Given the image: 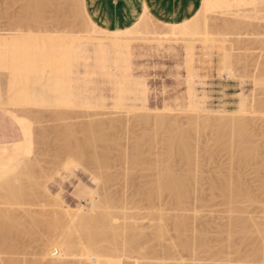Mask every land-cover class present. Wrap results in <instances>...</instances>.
<instances>
[{"label":"rangeland","instance_id":"374dc122","mask_svg":"<svg viewBox=\"0 0 264 264\" xmlns=\"http://www.w3.org/2000/svg\"><path fill=\"white\" fill-rule=\"evenodd\" d=\"M27 1L0 0V33L12 35L22 29L23 32L20 33L23 36L38 35L55 41L64 40L72 48L74 55L71 61L74 79L71 85L77 106H56L52 94L55 78L48 70L36 72L34 78L37 75L38 78L30 85L31 90L33 88L37 91L33 90V93H42L44 102L38 98L32 104L22 105L24 108L12 106L13 110L16 108L18 116L31 123L32 153L28 161L21 164L23 166L25 163L22 171L21 167L18 169L20 175L14 181H6L10 183V188L5 180L0 181L1 188L6 185L5 190L0 191V195H4L0 197V232L2 230L6 233L4 235L1 232L0 235L1 264H6L9 259L40 261L42 251L46 248V253H51L47 258L57 260L60 252L52 244L60 242L63 237L61 233L66 229L65 220L71 219L78 210L86 216L106 209L115 216L113 223L123 226V222H130L137 229L141 228L149 233L150 225L159 220L148 216L151 210L147 209V200L141 190L157 175L153 177L154 167H149L152 171L146 167L152 158L155 159L153 163H163L167 159L163 152L166 151L164 144L168 134L183 132L187 128L189 130L185 133L188 145L193 149H190V153H195L194 157L191 156L193 161L190 164L193 165L188 168L191 171L195 169L192 173L188 171L192 175L194 173V179L190 176L194 182L193 186H189L192 190L186 194L189 197L183 199L186 203L182 202V205L186 206L178 209L175 207L177 205L171 204L169 196L164 194L160 199L166 197L167 203L163 204L166 199L160 202L157 199L158 203L155 200L157 212H154L165 215L166 219L162 220V224L169 228L168 236L162 243L176 240L172 224L176 217L183 214V217L188 218L186 230H194L187 232L191 233L190 236L203 233L211 246V252L198 249L195 254H190L176 248L164 261L178 264H264V252L254 253L255 247H264L261 239L264 233V0H206V11H200L189 25L198 31L197 35L193 34L196 31L189 33L194 28L183 32L185 28L167 26L169 24L153 19L143 10V14H138L134 24L125 30L134 28L119 35L130 41L128 68L114 54V50L108 47L110 41L103 38L106 34L92 25L103 29L86 13L85 0H53V4L47 5L42 12L40 21L19 25L16 20L21 14L22 5ZM140 15L145 18L143 22H139ZM183 37L187 40L182 39ZM100 46L105 49L102 60H99L97 53ZM8 76L5 70H0V102H5V106L0 103L2 110L11 109ZM143 89H146V102L141 94ZM190 89L192 95L191 92L189 95L193 96L191 99L188 95ZM242 101L245 109L239 112V103ZM63 109L73 115L62 116ZM158 113L164 115L160 117V114L159 118L165 124L168 123L166 128L168 126L170 130L159 128ZM142 117L144 122L139 121ZM187 121H192L191 126L196 124L197 127L191 128ZM92 122L107 124V129L105 127L102 132H108V136L113 134L109 137L116 139V143L119 141L118 146L112 144L114 147L111 146L110 149L108 146L107 151L110 150L111 153L107 152V159L106 156L103 158L98 155L99 149L104 147L103 143V147L98 144L100 142L97 143L99 149L95 143L91 144L94 146L91 150L87 143L86 149L83 146L79 150L84 155L81 157L82 154H76L79 151L74 149L77 143H74L76 141L73 138L80 141H83L82 137L89 138L82 129L85 124L90 125ZM110 122L116 124V130H112L114 127L108 129ZM97 133L99 132L96 131ZM150 133L163 141L156 138L155 143ZM115 134L121 137L117 140ZM140 134L154 141L153 146L149 140L142 144L144 158L149 157V160L147 159L144 167L139 165L141 168L135 167L132 161L130 165L127 163L134 154L130 153L135 151L132 143L135 138L141 137ZM82 141L81 143L85 142ZM123 156L126 157L125 164ZM22 157L23 153L20 163ZM144 161L145 159L142 164ZM180 161L175 166L178 165V169L181 165L179 170L183 171L187 165ZM1 162L3 160L0 159ZM156 163L154 166L160 164ZM132 164L135 168H130ZM182 164L186 166L183 167ZM221 178H230L238 191L247 190V197L226 202L220 189L212 185H219L217 181L221 182ZM189 181L191 184L192 181ZM12 183L16 185L11 188ZM8 188L12 191L11 194ZM55 211L58 213L55 214ZM63 211L66 212L63 219L67 218L64 220L63 214H59ZM70 212L73 213L72 217ZM6 217H9V221ZM244 226L249 232L247 238L244 236ZM227 227L232 231L228 239L224 236ZM187 232L185 233L189 236ZM10 233L11 236H8ZM153 244L158 251L166 246L161 244V240ZM222 245H226L225 252L215 254L221 253L219 250L224 248ZM143 251L144 247L140 249V252ZM77 259L69 257L65 261L69 260L68 264H81L76 262ZM181 261L183 263H179ZM121 262L134 264L131 260ZM42 264L47 263L43 261Z\"/></svg>","mask_w":264,"mask_h":264},{"label":"bare ground","instance_id":"6f19581e","mask_svg":"<svg viewBox=\"0 0 264 264\" xmlns=\"http://www.w3.org/2000/svg\"><path fill=\"white\" fill-rule=\"evenodd\" d=\"M51 1H52V3H51ZM53 2H54L53 0H28L25 4L22 5L21 14H19V18H18V20H16V23L19 25H22V24H25V23H28L31 21L32 22L40 21V19L42 17V12L49 6V4L52 5ZM202 2H203V5H202L201 10L197 11L195 14H193L188 19H185L181 23L173 24V23L163 22V24L164 23L169 24L167 26H171L172 28H181V29L185 28L186 30H184L183 32H187L189 28L193 29L194 27L193 28H192V26L189 27V25L197 18V16L200 14L199 13L200 11H202V12L206 11V8H205L206 0H203ZM83 7H84V5H83ZM143 8H144L143 10L145 11L146 10L145 7H143ZM186 12L189 13L190 12L189 9ZM86 13H85V16H86ZM142 14L143 13L141 12V15ZM141 15H140V17H141ZM144 20H145V18L141 17L139 19V22H143ZM92 25L99 32H103L106 34L105 36H103V38H106L110 41L108 44V47L112 48L114 50V54L116 56H118L119 59H121L123 62H125L126 67L128 68L130 66L129 65V59L131 57L130 44H129L130 41L127 37H125V36L119 37V35L130 32L131 29H133L134 27L129 29V30H125V29L108 30L107 28H103V27H102L103 29H98L94 24H92ZM18 31H19V33L12 34V35L6 34V36H5V33L4 34L2 33L3 35L0 33L1 34L0 35V70L1 71L5 70L7 72V74H9V76H8V88H9L10 96H9L8 100L10 103L9 102L8 103H9V106H11L10 108L12 109V106H15V107L21 106L22 108H24L22 105L25 106V105L32 104V101L36 100L38 98L41 100V102H44V99L42 98V93H40L39 95H36L37 94V93H35V92H37V91H35L36 89L34 90L32 88V90H31L30 85L32 83H34V81H36L35 78H38L37 74H36L37 76L34 78L36 72L37 73H43L46 70H48L54 74L55 84H54V87L52 89V94L54 96V99H55L54 101L56 103V106L59 105V106H63V107L64 106L76 107L77 106L76 96L74 95L73 87L71 85V83L73 82V79H74L73 78L74 71L72 70V63H71L72 59L74 58V55L71 52L72 48L67 46L65 44V41L62 39L55 41L54 39H46L43 36L40 37L38 35L37 36L36 35H34V36L33 35H29V36L24 35L23 36L22 33H20L22 31V29H19ZM195 31H196V29L192 32L190 31L189 33L192 34ZM197 32L198 31H196V34L195 33H193V34L194 35L199 34ZM182 39H186V38L183 37ZM102 47L103 46H100V48L97 51L98 56H99V60H102L103 57L105 56V49ZM34 88H36V87H34ZM33 90L35 91L34 93H33ZM191 91H192V89H190L188 91V95ZM141 92H142L141 94H143L142 98L144 96L143 100H145L146 99L145 98L146 97V89H143V91H141ZM191 95H192V92H191ZM191 95H189V96H191ZM192 97L193 96H191L190 99ZM243 101L241 103H239V106H240V108H238L239 112L244 111V110H242L243 108L245 109V106H244L245 103L244 102H247V101L246 100L244 102ZM144 102H146V100ZM0 103L2 104V101ZM3 103L5 104V102H3ZM189 103H192V102H189ZM4 104H2V106H5ZM43 105H44V103H43ZM9 106H8V108H9ZM11 109H8V110L7 109H5V110L0 109V141L1 140H18L19 143L22 145L23 157H22L21 163L18 166V168L8 178L3 179V181L5 180V182L8 180H10V182L12 180L14 181V178H16L20 172V170L18 171V169L21 167L20 169L22 171V167L25 166L26 160L28 161L30 154L32 153L31 152L32 151L31 150L32 149V143H31V133H32L31 129H32V127H31V123H28L29 121L26 122L27 119L24 120L25 119L24 117L22 118V116L21 117L18 116L16 114V110H15L16 108H14V110L13 109L11 110ZM63 113H65V114L63 115ZM72 113L75 114V112H72ZM61 114L64 117H67V115H71V116L73 115L70 113V111L64 112V109H63V112ZM61 114H60V116H61ZM77 114H79V113H77ZM160 114L158 113L157 118H159ZM147 115L149 116V114H147ZM165 115H168V114H165ZM71 116H69V118ZM162 116H164V115L161 114L160 117H162ZM137 118H136V120H138ZM147 118H149V117H147ZM155 118H154V120H157ZM192 119H193V117H192ZM159 120H160V118H159ZM161 120L159 121L160 124H158L159 122L157 123L159 128H166V124H168V123L165 124L164 121L162 122ZM189 120H190V118H189ZM139 121L144 122L145 119L142 117V118H140ZM238 121H239L238 123H240V120H238ZM191 122H188L189 126H191ZM194 123H196V122H194ZM108 124H109L108 129L109 128L111 129L114 127V129H112V130H116V128H117V127H115L116 124L111 123V122ZM172 124H174V123H172ZM85 125L86 126H84L82 130L85 131L84 132L85 136L87 134V136L89 137V138H86V139H89V141L88 140L86 141V139L82 137L83 141H85V142H83L81 140L85 144V145H83V143H81L80 140H77V138H73L76 141L74 143H77L76 147L74 148V149H76V151L81 150V148L83 146H84L83 148L86 149L87 143H88V146L90 145V149L94 148V146H92L91 144L96 143L95 146L98 149L100 147L99 145H101V147H103V144H104L103 149L102 148H100L101 150L99 149L98 155L105 158V156L108 155V153H109L108 151H110V150L107 151L108 146L110 149L112 144H115V145L117 144V146L120 145V144H118L119 141H117L118 143H116V139L112 140L111 139L112 136L109 137L110 135H113V134H110L108 136L107 135L108 132H106V134H105V132H102V130H105V127L107 129V126H106L107 124L106 125L104 124L105 125L104 126L100 122H99V124H97V122H94V124H93V122H92V124L90 123V125H87V124H85ZM192 125L193 126H191V128L197 127L196 124L195 125L192 124ZM172 127H174V126H172ZM167 128H169V127L167 126ZM179 128H178V130H179ZM14 129L18 130V132H17L18 134L15 133ZM95 129H98V130H95ZM112 130H111V132H112ZM165 130H163V131L167 132ZM168 130H170V128ZM187 130H189V128H187L183 132L178 131L180 133H178V132L173 133L172 131H168V132H172V133L168 134L169 135V136H167L168 139L165 140L166 143L164 144V146L166 145V147H165L166 151L163 152V154L165 153V156H167V159H165V157H164L166 162H165V160H163L162 158L159 157L161 160H163V163L156 161L157 163H160V164L157 165V163L155 162L157 166H154L155 163H153V161L155 159L152 158L153 160L151 159L152 160L151 161V160H149V157L147 158L149 160V164L147 167L146 166L145 167L148 168L147 170H149V167H151V168L154 167L155 173H153V174H155V175L153 177H156V175H157V178H154V180L152 182L146 183L145 186L142 185L143 187H142L141 191L144 194L142 192L141 193L143 196L145 195L144 197L147 200V209L151 210V211H149L150 213L148 212L149 213L148 216H152L153 218L159 220L155 224L150 225L151 229H150V231H148L149 233H146L147 231L145 232V231L141 230L140 227H139L140 230L137 229L136 225L135 224H134L135 226L131 225L132 223H130V222H129V224L126 222H123V223H125V224H122L123 226L116 224L115 222H114L115 223L114 224L112 222V220H113V218H115V216L113 217V214L108 212L106 209L105 210L104 209L98 210L97 212L94 211L95 213L93 212V213H90L89 215H86V216H84L85 214L82 215L81 211L79 212V210L78 211L74 210L76 212H74L75 214L73 215V217L71 215L73 213L70 212V215L72 217L71 219L68 218L69 219L68 220L67 218H64V219H67V221L65 220L66 226H64V228L66 227V229H65V231H63V233H61V234H63V237L61 238V240H59L60 242L56 241V243L54 245L52 244L53 248L55 250L59 249V252H60V254L58 256L56 255L57 260H54V259L51 260V259L47 258V256H49L51 253H46L47 248L45 247L46 249H44V251H42L43 254H42V257L40 258V261H34V260L33 261L32 260L26 261V260L9 259L6 262V264H42L43 261L47 264H68L69 260L67 262V261H65V259H68L69 257H71V258L77 257L78 259L76 260V262L81 263V264H84L87 262L90 264L91 263L92 264H124L123 262H121V260H126V261L131 260L134 262V264H178V263H170V262L164 261V258L170 257L173 250L176 248H180L181 250L186 251L190 254H195V252L198 249L201 251H205V252L210 253L211 252V246L208 242V239L205 238L203 233H198V235H197V233H195L196 235L190 236L191 233L189 234V232H193L194 230L193 231H191L190 229L186 230V227L188 225V220H187L188 218H185V216L183 217L182 216L183 214L176 217L174 219V223L172 224L174 227L173 229L176 231V233H175L176 234V240L175 241L172 240V242L166 243V244L162 243V240L166 239L168 236L167 235L168 234V230H167L168 227H166L162 224V220H164L166 218L164 217L165 215L163 216L162 214L155 213V212H157V209H156L157 199L159 202L166 199V197L164 199H160L164 194L169 196V199H170L169 201L171 202V204L177 205L175 207H177L178 209L182 208V206H184V205L186 206V204L182 205L183 204L182 202L186 203L185 202L186 200L183 201V199H184V197H186L187 193L189 194V192H190L189 190L191 189L189 186H191L194 182V180L191 179V177L194 179V173L192 175V174H190V172L188 173V171H191L189 168L192 167V165H193V163H192V165L190 164L193 161L192 160L193 158L191 156L195 155V153H193V151H191V153H193V154L190 153V149H192V148H190L188 145L189 144V142L187 140L188 136L186 134ZM200 130H201V128H200ZM94 131H95V133H94ZM96 131L99 133L96 134ZM116 132H119V131H116ZM156 132H157V130H156ZM113 133H115V132L113 131ZM145 133H143V134H145ZM191 133H193V132H191ZM117 134H115V136ZM130 134H132V133H130ZM143 134L139 135L141 137H139L137 135L139 138L138 139L135 138V140L132 139V137H131V139L135 141V142L132 141L133 143L130 142L133 144L132 146L135 148L134 149L135 151H132L130 153V155L132 153H134V154H132L133 155L131 158L132 160L130 158H129L130 160H128V157H127L128 165L131 164V161L133 162V164H135V167L139 166V165H141V166L143 165L142 167H144V165H147L146 163L148 162V160L146 158H144L145 152H144V149H142V144H143V142H146L147 140H149V138L147 137V139H146V137H144ZM147 135H149V134L146 133V136ZM152 135L153 134H151V136ZM196 135H199V134H196ZM248 136H249V134H248ZM120 137L118 136L117 140ZM149 137H150V135H149ZM113 138H115V137H113ZM144 138H145V141H144ZM156 138L160 139V137H158L157 135H156V137L154 136L152 139L155 141ZM78 141H80L81 144L78 143ZM152 141H150V142H151V145L153 146L154 141H153V144H152ZM159 141H163V140L160 139ZM159 141L157 140V143ZM189 141H190V139H189ZM98 142H100V143H98ZM101 143H103V144H101ZM146 143H144V144H146ZM155 143H156V141H155ZM192 144H193V142H192ZM73 145H75V144H73ZM70 146H71V144H70ZM112 147H114V146H112ZM98 149H95V150L98 152ZM117 149H118V147H117ZM120 149H121V147H120ZM205 150L207 151V149H205ZM121 151H122V149H121ZM195 151H196V149H195ZM93 152H94V149H93ZM79 153H80V151L77 152L76 154H79ZM83 153L84 152L80 153L82 155H80V154L79 155L82 157L84 155ZM110 153H111V151H110ZM74 154H75V152H74ZM125 154H126V152L123 155L125 156ZM124 156H123V161L125 164L126 157L124 158ZM250 156H251V154H250ZM146 157H147V155H146ZM162 157H163V155H162ZM107 158L108 157L106 156L105 159H107ZM143 158L145 159V161L146 160L147 161L146 162L144 161V163L142 164V161L144 160ZM155 158H156V156H155ZM120 159H122V158H120ZM176 160L177 161L181 160L182 162H184L187 166L185 165L186 166L185 167V166H183V164H182V166L185 167L186 169L184 168L183 171L179 170L181 168V165H179L180 168L177 169L178 165L175 166V164L177 162ZM23 162H25V163L23 164V166H21V164ZM180 162H178V163L180 164ZM194 162H195V160H194ZM151 163H153V164H151ZM132 165L130 166V168L131 167L135 168L134 165L133 166ZM127 167H129V166H127ZM194 167H195V163H194ZM63 168H65V166H63ZM151 168L149 171L153 170ZM194 169L195 168H193L191 173L194 171ZM144 170L146 171V169H144ZM147 173L149 174V172H147ZM23 174H24V171L22 172V175ZM46 178H48V177H46ZM221 179H223V178H221ZM229 179H223L221 182H220V180L217 181V183L219 182L220 184L219 185L216 184V186L214 184H212L213 187L220 189L219 191L221 193H223V195L225 196V197L224 196L223 197L226 199V202H229V201L237 199V198L242 199L245 196L247 197L249 192L247 193L246 192L247 190L238 191L233 186L234 182H231L232 180L230 181ZM189 180L192 181L191 184H190ZM215 182H213V183H215ZM8 183L6 185L9 186V188H10V183H9V185H8ZM12 184H11V188L16 185V184H13V185ZM6 185H5V187H3L4 189L1 188L2 186H0V189H1L0 191L3 192V190H5V188H6ZM9 188H8V190H9ZM233 188L235 191L233 190ZM244 189H246V188H244ZM9 191H10L9 194H11L12 191L11 190H9ZM8 192L6 194H8ZM3 194H5V192ZM1 196L3 197L4 195H0V197ZM105 197H106V195H105ZM188 197L189 196H187L186 198H188ZM0 199L2 200V198H0ZM50 200H51V197H50ZM155 200H156V202H155ZM167 200L168 199H166V202L164 201L163 204L164 203L166 204ZM107 201H109V200H107ZM4 202H5V199H3V203ZM170 202L168 203L169 205H170ZM91 205H92V207H94V204H91ZM178 205L181 207H179ZM168 207H170V206H168ZM3 211H4V209H3ZM57 211H55V214L58 213ZM64 211H67V210H64ZM91 211H93V210H91ZM63 212L59 213L61 215L63 214L62 219H63V216L66 215V212H64V213ZM14 213H16V212H14ZM67 213H68V211H67ZM16 214H18V213H16ZM6 219H7V217H6ZM7 220L9 221V217ZM243 222H245V221H243ZM61 224H63V223H61ZM226 230H225L226 235H224V236H227V239H228L230 237V235L232 234V231L228 227L226 228ZM77 231H80V232L77 233ZM184 231L185 232L189 231V232H187V234H189V236H187ZM202 231H204V230H202ZM1 232H2V230H1ZM1 232H0V235H1ZM8 232H10V231H8ZM195 232H197V231H195ZM2 233L4 235L6 234L5 232H2ZM205 235H206V233H205ZM248 235H249L248 229L244 226V236L247 238ZM8 236H11V233H10V235L8 234ZM261 239L264 241V233L262 234ZM4 240L5 239H3V241ZM152 240H155V241L152 242ZM160 240H161L162 245L163 244L166 245L165 247L163 246L164 248L162 251H158L156 249V245L153 244V243H157V241H160ZM10 242H11V240H10ZM10 242H9V244H10ZM159 243H158V245H159ZM226 245L225 246L222 245V247H224V248L219 250L221 253L216 252L215 254L221 255L222 252H225V250L227 249ZM142 247L145 248V251H143V253L140 252V249ZM263 252H264V247L258 246V247L254 248L255 254H261ZM134 255H136V256H134ZM71 260H70V262H71ZM139 260H141V261H139ZM1 262H0V264H1ZM179 263H183V262L181 261Z\"/></svg>","mask_w":264,"mask_h":264},{"label":"crops","instance_id":"0c3cea01","mask_svg":"<svg viewBox=\"0 0 264 264\" xmlns=\"http://www.w3.org/2000/svg\"><path fill=\"white\" fill-rule=\"evenodd\" d=\"M91 19L108 30L126 29L134 24L136 16L143 13L166 23H181L195 14L202 0H85ZM189 9V13L186 11ZM216 86V85H214ZM229 88V87H228ZM231 88V87H230ZM15 133L18 132L14 129ZM18 134V133H17ZM23 153L18 140L0 141V181L8 178L20 163Z\"/></svg>","mask_w":264,"mask_h":264}]
</instances>
